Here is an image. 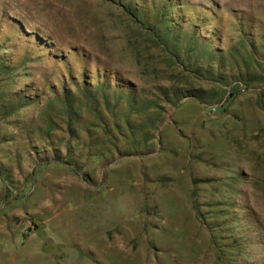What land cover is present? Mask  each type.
<instances>
[{"label":"rangeland","instance_id":"rangeland-1","mask_svg":"<svg viewBox=\"0 0 264 264\" xmlns=\"http://www.w3.org/2000/svg\"><path fill=\"white\" fill-rule=\"evenodd\" d=\"M0 264H264V0H0Z\"/></svg>","mask_w":264,"mask_h":264},{"label":"trees","instance_id":"trees-1","mask_svg":"<svg viewBox=\"0 0 264 264\" xmlns=\"http://www.w3.org/2000/svg\"><path fill=\"white\" fill-rule=\"evenodd\" d=\"M163 8H166V6H164ZM168 21V18H166V17H162V24H164L165 25V22H167ZM166 45H168V43H165ZM245 84V83H244ZM236 87V86H235ZM237 87H238V85H237ZM194 94V96L196 97V98H198L199 99V96L198 95H196L195 93H193ZM198 96V97H197Z\"/></svg>","mask_w":264,"mask_h":264}]
</instances>
